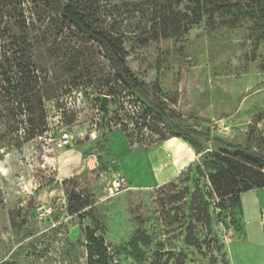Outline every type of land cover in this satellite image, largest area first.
Instances as JSON below:
<instances>
[{
	"label": "rangeland",
	"instance_id": "374dc122",
	"mask_svg": "<svg viewBox=\"0 0 264 264\" xmlns=\"http://www.w3.org/2000/svg\"><path fill=\"white\" fill-rule=\"evenodd\" d=\"M142 1L102 4L133 26ZM246 11L250 16L234 27L220 24L227 19H204L178 42L142 47L134 37L126 39V64L163 111L161 121L143 114L148 111L143 101L126 90L109 97L104 116L101 102L106 84L113 83L111 71L103 51L81 41L75 29L65 25L58 39L62 61L33 53L35 63L48 67L47 81L56 88L45 101L53 129L47 125L31 136L22 124L24 106L12 93L0 92V264H253V250L235 244L243 231L240 211L219 196H238L242 184L226 173L213 181L210 173L217 172L208 158L210 153L233 156L227 145H245L249 134L264 155V27L255 25V19H264V7ZM22 17L33 23L36 45L52 42L61 27L41 0L0 5V23ZM120 103L134 112V120L123 117ZM169 122L181 129L198 127L211 139L198 137L203 153L194 154L191 168L160 182L159 162L151 153L161 139L174 135ZM63 129L74 143L60 156L51 139ZM91 153L98 155L100 175L82 172L81 156ZM70 157V162L80 159L72 165L75 177L62 181L59 168ZM113 172L126 175L131 190L105 198L100 176L110 178ZM239 172L255 173L244 167ZM72 192L92 197V204L69 211ZM41 206L51 207L52 214L40 218ZM66 253L70 262L63 259Z\"/></svg>",
	"mask_w": 264,
	"mask_h": 264
},
{
	"label": "trees",
	"instance_id": "16d2710c",
	"mask_svg": "<svg viewBox=\"0 0 264 264\" xmlns=\"http://www.w3.org/2000/svg\"><path fill=\"white\" fill-rule=\"evenodd\" d=\"M4 1L6 0H0V5ZM41 1L45 9L61 22L52 42L36 45L35 36L30 33L33 23L26 22L24 17L21 21L17 19L12 23H0V51L3 50L0 60V92L12 93L14 102L24 106L26 115L22 124L30 127L31 136L41 134L47 128L45 101L50 98V93L56 92V88L51 86L46 78L48 67L44 63H35L33 53L49 55L56 62L62 61V50L56 46L60 43L58 39L65 25L75 29L81 41H92L103 51L113 82L106 84L105 96L122 94L123 90H126L134 94L138 101H143L145 110H148L143 114H152L161 121L166 119L163 111L147 97L144 84L134 76L126 64V39L134 37L142 47L162 41L178 42L204 19L209 23L216 18L227 19L220 24L234 27L244 16H250L249 13H244L250 7H264V0H143L137 6L138 9H135L140 13L139 21L133 26H128L121 13L106 11L103 0H73L67 5L62 4L61 0ZM262 20L255 19V25L263 28ZM119 111L125 119L134 120V112L124 103H120ZM169 124L175 132L171 138H179L190 144L197 153H203L197 138L210 140L208 132H202L198 127L181 129L170 122ZM166 140L161 139L160 143ZM227 147L235 152L233 156L219 153L208 155L217 172L210 173V177L214 181L218 174L226 173L230 179L242 184L238 196L234 193L219 194L222 199L228 197L242 216L241 195L250 190L264 189V155L254 149L250 134L245 145ZM241 167L252 169L255 173L242 174L239 172ZM188 168H191V165ZM91 200L92 197H83L72 192L69 195V211L81 212L92 204ZM66 255L68 254L66 253L63 259L70 262V257Z\"/></svg>",
	"mask_w": 264,
	"mask_h": 264
},
{
	"label": "crops",
	"instance_id": "0c3cea01",
	"mask_svg": "<svg viewBox=\"0 0 264 264\" xmlns=\"http://www.w3.org/2000/svg\"><path fill=\"white\" fill-rule=\"evenodd\" d=\"M152 151L155 152L151 153V156H155L159 162L157 170H159L158 174L160 182L161 180H164L165 182L171 179L172 176L174 177L180 174L184 168L191 165L194 154H197L195 149L190 144L179 138H169ZM59 154L60 156H63L64 151ZM69 154L71 153H68L65 156H68ZM75 157H80L78 152ZM81 158L84 166V171L82 172L84 174L86 173L84 165L85 157L81 156ZM71 159V157L67 158L66 162H63L61 167L59 166V179L62 181L75 177L73 173L74 167L72 165L79 163L80 159L70 162ZM106 163H109L108 159H106ZM118 173L113 172L112 174L119 175L130 184V180L126 175H122L121 173L120 175ZM79 174L81 173H78V175ZM240 204L243 231L240 237L236 239L235 242L237 243L235 244L238 245V249L241 247L245 249L251 248L253 250V264H264V226L261 222L262 209L264 207V189H254L243 193L240 197Z\"/></svg>",
	"mask_w": 264,
	"mask_h": 264
},
{
	"label": "built area",
	"instance_id": "2783aa9c",
	"mask_svg": "<svg viewBox=\"0 0 264 264\" xmlns=\"http://www.w3.org/2000/svg\"><path fill=\"white\" fill-rule=\"evenodd\" d=\"M47 125H50L49 127L53 129V125L51 122L47 123ZM73 143L74 137L66 129L61 130L57 135H54L51 139L52 150L54 151V153H56V155L66 149L73 147ZM84 165L85 170L88 174L97 175L99 173L100 167L98 155L96 153H91L87 155L84 158ZM100 178L103 179V182L106 183L102 189V191H104L105 193V198H112L118 196L123 192L131 190L129 183H127L126 180L120 177L119 175L115 174L109 178L104 176V174H101ZM90 186L92 188H97L98 182L90 183ZM37 211L40 218H46L52 214L53 209L51 207L41 206L37 209ZM261 222L264 226V207L262 209Z\"/></svg>",
	"mask_w": 264,
	"mask_h": 264
},
{
	"label": "water",
	"instance_id": "95a60500",
	"mask_svg": "<svg viewBox=\"0 0 264 264\" xmlns=\"http://www.w3.org/2000/svg\"><path fill=\"white\" fill-rule=\"evenodd\" d=\"M108 102H109V97L104 96L101 102V110L104 113V116H107L109 114V108H108Z\"/></svg>",
	"mask_w": 264,
	"mask_h": 264
}]
</instances>
